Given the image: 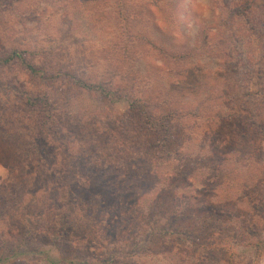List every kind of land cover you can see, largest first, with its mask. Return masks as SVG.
<instances>
[{"label":"rangeland","instance_id":"obj_1","mask_svg":"<svg viewBox=\"0 0 264 264\" xmlns=\"http://www.w3.org/2000/svg\"><path fill=\"white\" fill-rule=\"evenodd\" d=\"M42 6L49 9L39 17H30L24 24L17 21L19 13L0 15V56L26 40L23 45L37 47L43 58L33 59L42 66L38 77L30 75L19 62L0 68V187L8 189L4 197L10 207L5 238L19 243L30 226L39 231L58 228V215L44 213L58 201V189L49 191L48 182H58L61 169L67 173L69 157L91 162L94 153L88 149L90 143L95 144L102 157L107 154L102 149L105 140L114 145L112 136L124 139L120 127L130 117V94L135 98L141 95L134 89L119 93L122 99L114 94L108 98L97 93L80 94L67 77L62 76L64 81L58 80L57 70L80 72L92 81L100 76L120 81L124 69L117 65L122 64L128 48V52L134 54L133 64H138L131 68L133 73L158 76L157 82L162 85L156 90L163 92L162 101L169 97L167 93L180 95L181 100L196 109L197 105L203 106L201 112L207 117L232 109L235 113L246 110L252 116L260 114L261 121L264 120V28L257 29L254 25L264 20V8L248 12L244 0H54L53 4L48 2L40 8ZM248 16L252 22L248 21ZM159 50L169 55L190 50L193 56L183 66H177L174 59L162 56ZM259 66L263 70L253 69ZM119 70L122 74L116 73ZM226 91L232 101L212 99L226 95ZM163 103L160 107L164 110ZM179 104L175 105L181 107ZM194 122L188 119L185 124L189 126ZM206 124L198 134L206 132ZM231 130L229 126L224 131ZM259 139L262 150L258 159L256 156L258 162L261 158L257 167L258 174L264 176V139ZM227 150L232 151L233 147L227 146ZM232 157L229 172L224 171L226 176L230 174V179L223 178L216 191L213 187L201 186V192H197L195 187L187 186L176 197H170L167 209L160 210L164 212L163 225H173L177 217L174 224L185 219L186 224L198 225L201 229L199 235L204 248L198 249L196 256L186 249L192 254L190 260L188 256L182 258L187 264H264V209L254 208L251 202L264 194V179L255 183L257 169L241 168L236 164L238 154ZM243 176L253 179L250 184H256L247 192L241 187ZM201 178L197 176L196 181L201 182ZM229 198L234 201L228 208ZM148 199L150 196L141 202L143 205L137 211H148ZM176 206L182 207L181 218L174 209ZM213 209L221 210L223 216L212 217ZM150 212L159 214V211ZM43 213L45 216H41ZM0 215L2 221L4 216ZM137 217L133 223L125 225L128 234L135 230L134 238L142 242L137 249L140 257H136L134 263L181 264L171 253V246L163 245L161 240L165 236L152 234L149 228L141 230ZM198 220L209 224L201 226ZM29 234V245L42 252L0 264H59L62 258L64 264H73L74 260V264H81L82 259L87 264H106L103 250L93 257L92 251L83 249L74 250L72 255L71 250L60 251L52 245L51 236ZM209 235L215 237L210 240ZM229 236L234 239L229 240ZM216 241L220 246L211 248ZM77 254L82 259L76 257ZM130 260L132 258L126 257L118 264H130Z\"/></svg>","mask_w":264,"mask_h":264},{"label":"trees","instance_id":"obj_2","mask_svg":"<svg viewBox=\"0 0 264 264\" xmlns=\"http://www.w3.org/2000/svg\"><path fill=\"white\" fill-rule=\"evenodd\" d=\"M48 2L53 4L54 0H0V15L9 13V16H13L15 12L19 13L18 15L21 16L19 19L16 16L17 21L19 24H24L30 17H39L45 9H49L48 6L40 8V5L48 4ZM244 4L245 10L251 13L264 8V0H244ZM128 16H130L129 13ZM248 21L252 22L249 16ZM257 22L254 24L255 27L263 30L264 20ZM20 44L21 46L11 47L0 56V68L19 62L30 72V75L38 77L42 66L36 64L33 59H43L41 50L23 45L26 44V40ZM128 51L129 49L126 48L122 64L117 65L124 69L120 81H116L111 76H100V79L92 81L85 79L84 74L80 72L74 74L57 70L58 76L60 75L58 80L64 81L62 76L67 77L68 82L77 88L80 94L97 93L105 98L114 94L118 99H122L119 93L134 89L141 95L138 94L139 97L135 98L130 94L132 98L130 117L124 120L123 126L120 127L124 132V139L112 136L115 140L114 145L110 144L108 139L105 140L102 149L107 154L102 157L99 156L95 144L90 143L88 149L94 153L91 162L79 157H69L67 173L61 169L60 172L58 171V182H48L49 191L55 192L58 189V201H54L47 210H44V213L49 216L55 212L58 215V228L51 227L39 231L38 228L30 226L27 229V235L22 237L19 243H15L12 238H5L7 235L5 230H9L7 221H9L10 207L4 197L8 189L0 187V213L4 216L0 221V263H12L14 259L22 255L41 253L40 250H34L31 244L29 245L31 239L29 237L27 239L29 233L30 236L41 233L43 236H51L52 245L59 247L60 251L63 248L64 252L65 249L71 250L72 255L74 250L83 249L87 252L92 251L91 257H93L94 253L103 250L106 256L103 262L106 264H118L126 257L132 258L130 264H136L134 260L140 257L137 249L142 242L134 238L135 230L128 234L129 230H126L125 225L133 223L138 215L136 221L141 222V230L149 228L152 234L164 235L165 238L161 240L163 245L171 246V253L179 258L181 264H187L182 258L188 256L189 259L192 254L196 256L198 249L204 248L201 243L203 238L199 235L201 229H198V225L186 224L185 219H180V224H174L178 221L177 217L173 225L161 224L164 212L160 210L167 209L170 197H176L180 192L185 191L187 186L195 187L197 192H201V186H210L216 191V188L221 186L222 179L230 177V174L226 176L224 171L229 172L228 163L233 161V154H238L236 164L241 165V168L257 169V179L255 176L254 180L252 179L256 181L255 183L259 184L264 179V176H260L261 173L258 174L257 167L261 163V158L259 162L257 159L262 150L259 138L264 139V120L261 121L260 114L252 116L246 110L235 113L229 109L226 113L218 112L217 115L207 117L202 114L203 106L197 105L196 109L192 104H186L184 100H181L180 95L169 93H167L169 97L163 100V110L160 107L163 102V92L156 90L160 84L162 85L157 82L158 76L144 77L142 74L136 75V71L133 73L131 68L138 64H133L135 63L134 54ZM184 51L169 55L159 50L162 56H167L166 58L170 60L174 59L177 66H183L185 61L193 56L190 50ZM43 65L45 66V63ZM255 68L264 69L261 66L253 69ZM116 73L122 74L121 70ZM257 78L260 79L261 76ZM220 96L212 99L217 102H220V98L232 101L227 91L226 95ZM188 119L195 121L194 124L187 126L185 121ZM236 121L237 128L234 126ZM204 123H207L206 132L203 135L202 132L198 134ZM229 126H232L233 130L227 133L224 130ZM68 133L73 134L70 131ZM30 143L35 146L31 141ZM227 146L233 147V150H227ZM206 172L210 174L206 175ZM197 176L202 177L199 180L201 182L196 181ZM244 177L240 180L241 187L247 192L250 190L249 187H255L256 184H250L252 180ZM149 196L150 199L146 205L148 211L146 213L137 211L143 205L141 202ZM233 199L227 200L228 208L232 206ZM251 202L254 208L263 207L264 209L263 192ZM174 209L179 212L181 218L182 207L176 206ZM149 210L159 211V214H153ZM44 213L41 216H45ZM211 215L217 219L223 216L219 209H213ZM168 220L169 218H166V222H169ZM198 223L203 226L208 222L198 220ZM179 225L182 228H179ZM194 229L196 231L193 233ZM236 231L235 229L234 232ZM45 232L46 234H43ZM213 237L215 236L209 235L210 240ZM230 239L234 238L229 236ZM226 243L230 242L227 240ZM219 246L220 242L217 241L211 244V248ZM24 248L27 249L26 252H22ZM186 249H189L188 251L192 254L190 255ZM127 250L128 253H126ZM76 257L81 258L80 255ZM64 261L62 258L59 264H64ZM72 263L74 264L75 260ZM81 264H87V262L82 259Z\"/></svg>","mask_w":264,"mask_h":264}]
</instances>
